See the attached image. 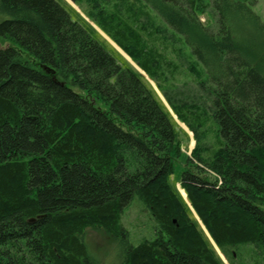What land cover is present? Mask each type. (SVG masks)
<instances>
[{"label":"trees","instance_id":"obj_1","mask_svg":"<svg viewBox=\"0 0 264 264\" xmlns=\"http://www.w3.org/2000/svg\"><path fill=\"white\" fill-rule=\"evenodd\" d=\"M100 1L112 0L95 2L92 21L139 71L56 0H0V264H98L89 228L118 241L115 264H224L213 245L264 246V65L243 37L254 29L264 46V23L252 0H144L162 25ZM150 26L177 63L144 38ZM182 67L200 77L206 112L170 97ZM144 75L197 137L204 116L218 128L213 161L184 164L189 206L171 180L176 123ZM135 197L158 224L138 245L121 219Z\"/></svg>","mask_w":264,"mask_h":264},{"label":"rangeland","instance_id":"obj_2","mask_svg":"<svg viewBox=\"0 0 264 264\" xmlns=\"http://www.w3.org/2000/svg\"><path fill=\"white\" fill-rule=\"evenodd\" d=\"M60 3L66 11L70 14L73 21L80 23L86 28H90L93 35L97 37L101 42H106V48L115 56L118 63L123 66H131L137 71L139 69L132 59L125 53L111 38H109L99 27L92 21L91 14L94 9L95 2L98 0H81L74 3L71 0H56ZM101 5L108 13H122L123 19L127 20L128 8H132L134 12L145 11L155 22L156 25H162V19L147 4L144 0H112V1H100ZM253 12L261 18L264 23V0H252L251 4ZM202 22L208 23V17L202 16ZM137 26V25H134ZM150 32L153 34H144V38L161 49L162 52L167 54L169 59H172L177 63V54L174 52V45L172 41L164 42L162 37H159L150 26ZM168 34L176 40L177 44L175 48L183 50L184 54L188 57L189 61L195 62L196 67L201 71L203 78H206V72L203 67L197 62L195 56H193L190 47L185 43L184 39L178 34L168 29ZM245 40L249 43L247 46L251 55L260 58V63L264 65V46L260 43V38L254 29H250L243 35ZM246 42V41H245ZM6 43L0 40V45ZM245 47V46H243ZM264 67V66H263ZM186 67L179 68L174 73L175 87L171 96L173 100L178 101L180 105H196L202 106V110L206 112V107L209 103L203 98V92L201 91L198 81L200 77H196ZM150 82L159 99L162 101L164 107L168 110L174 119L179 133L178 138V158L175 165V172L172 177V185L177 191L182 200L189 206L187 195L181 187L180 180L184 171V164L187 159H195L196 155L203 159L205 162H212L215 153L219 146V134L216 124L208 116L202 118V127L198 130V137L193 130L182 122L178 116L173 112L171 104L164 96L163 92L158 88L156 83L152 81L148 76L144 75ZM203 104V105H200ZM183 110H185L183 108ZM208 111V110H207ZM197 161V160H196ZM195 215V214H194ZM198 221L197 215L194 216ZM122 224L128 230L130 234V241L134 245H138L143 241L153 239L157 232L158 224L151 216L146 206L135 197L133 201L127 206L122 214ZM201 224V221H198ZM203 230L205 228L203 227ZM86 239L91 249L92 254L98 261V264H115L118 254V241L107 234L103 230L89 228L86 231ZM206 233V230H205ZM208 235V234H207ZM209 236V235H208ZM216 254L222 260L224 264H264V246L260 244H241L233 247L226 248L227 253L221 251L216 245H213Z\"/></svg>","mask_w":264,"mask_h":264}]
</instances>
